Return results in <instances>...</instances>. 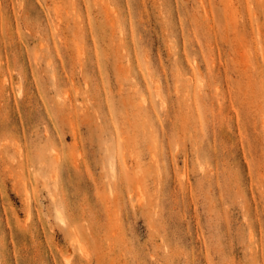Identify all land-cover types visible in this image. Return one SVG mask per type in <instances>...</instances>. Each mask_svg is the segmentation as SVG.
Segmentation results:
<instances>
[{
  "label": "rangeland",
  "instance_id": "rangeland-1",
  "mask_svg": "<svg viewBox=\"0 0 264 264\" xmlns=\"http://www.w3.org/2000/svg\"><path fill=\"white\" fill-rule=\"evenodd\" d=\"M0 264H264V0H0Z\"/></svg>",
  "mask_w": 264,
  "mask_h": 264
}]
</instances>
